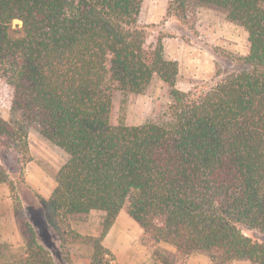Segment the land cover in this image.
<instances>
[{"label":"trees","instance_id":"16d2710c","mask_svg":"<svg viewBox=\"0 0 264 264\" xmlns=\"http://www.w3.org/2000/svg\"><path fill=\"white\" fill-rule=\"evenodd\" d=\"M142 1L0 0V68L18 117L0 116V146L28 162L33 127L62 151L45 216L69 243L92 244L93 264L112 256L101 242L121 211L159 264L192 254L209 264H264V242L242 232L264 234V0H173L179 18L210 11L247 34L248 54L199 95L177 89L178 62L138 27ZM155 81L168 100L161 120H113L116 92L144 94ZM92 212L103 213L98 234L83 237L71 223ZM21 237L10 259L0 244V264H54L24 222Z\"/></svg>","mask_w":264,"mask_h":264},{"label":"rangeland","instance_id":"374dc122","mask_svg":"<svg viewBox=\"0 0 264 264\" xmlns=\"http://www.w3.org/2000/svg\"><path fill=\"white\" fill-rule=\"evenodd\" d=\"M172 3L173 0H143L137 25L148 33L150 41L160 37L166 58L178 62L177 89L199 95L214 86L224 74L235 70L236 60L248 54L247 34L240 26L210 11L187 12L179 18L175 16ZM20 27L19 20L12 21L13 30ZM12 93L9 73L0 68V116L14 123L18 117L10 111ZM167 105L161 83L155 81L144 94L116 92L112 118L115 122L130 125L157 122L163 117ZM26 141L28 162L18 150H6L0 146V166L7 175L6 183L0 184V226L2 229L14 226L20 233V237L10 243L0 239L4 259H10L22 245L21 222H24L33 229L54 264H93V245H85L83 241L69 243L68 238L54 231L45 216L43 197L54 188V175L65 162L64 154L46 142L33 127L27 130ZM102 218V212H92L86 221L71 225L76 232H81V236L95 237ZM113 225L101 242L112 255H104L107 264H159L151 250L142 244L141 229L124 211L118 214ZM242 232L264 242V234L246 229ZM159 250L170 254L175 251L165 244H160Z\"/></svg>","mask_w":264,"mask_h":264},{"label":"crops","instance_id":"0c3cea01","mask_svg":"<svg viewBox=\"0 0 264 264\" xmlns=\"http://www.w3.org/2000/svg\"><path fill=\"white\" fill-rule=\"evenodd\" d=\"M54 186H55V185H54ZM52 190H53V189H51V190L48 192V194H47L46 196L43 197L45 201L49 198V196H50ZM121 212H122V211H121ZM121 212H120V213H121ZM120 213H119V214H120ZM117 217H118V216H117ZM71 227H72L73 230L75 229V228H74V225H71ZM113 227H114V225L112 226V228H113ZM112 228H111V229H112ZM0 233H1V235H2V236L0 237L1 241H5V242H8V243H10V242H12L14 239L20 237L19 230L16 229V227H14V226L11 227V228H10V227H7V228H4V229H2V227L0 226ZM77 233L81 234V232L78 231V230H77ZM141 234H142V232H141V230H140L139 237L141 236ZM36 235H37V234H36ZM36 240H37V242H38L39 245H42L41 242H40L39 239H38V236H37ZM174 252H175V251H174ZM117 261L120 262V259H117ZM236 263H239V264H249L248 262H245V261H235V262H233L232 264H236ZM183 264H209V261H208V259H207L205 256H203V255H201V254H192L191 256H189V257L187 258V260H186Z\"/></svg>","mask_w":264,"mask_h":264}]
</instances>
